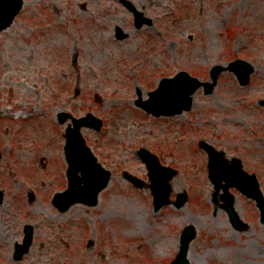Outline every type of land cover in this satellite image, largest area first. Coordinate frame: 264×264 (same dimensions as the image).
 Segmentation results:
<instances>
[{
  "label": "rangeland",
  "instance_id": "1",
  "mask_svg": "<svg viewBox=\"0 0 264 264\" xmlns=\"http://www.w3.org/2000/svg\"><path fill=\"white\" fill-rule=\"evenodd\" d=\"M151 19L136 28L121 0H23L0 33V264H168L182 228L197 230L192 264H264V224L253 199L235 188L234 207L248 223L232 228L207 176L200 139L242 160L264 195V0H130ZM117 28L124 34L117 38ZM241 58L254 66L245 85L219 73L212 93L199 88L189 111L155 117L135 105L162 76L187 70L201 80L213 64ZM100 117L82 128L93 154L112 171L98 204L51 203L66 186L58 113ZM145 146L177 169L170 197L179 208L154 211L136 150ZM222 191V190H221ZM33 240L13 259L23 226Z\"/></svg>",
  "mask_w": 264,
  "mask_h": 264
},
{
  "label": "water",
  "instance_id": "2",
  "mask_svg": "<svg viewBox=\"0 0 264 264\" xmlns=\"http://www.w3.org/2000/svg\"><path fill=\"white\" fill-rule=\"evenodd\" d=\"M126 5L127 1H124ZM22 6V0H0V31L10 25L12 19L17 14ZM129 8L134 11V25L141 26V23H150V19L142 16L139 11L128 4ZM119 36L122 37L120 29H117ZM231 70L238 78V83L246 84L249 80V74L253 71V66L244 60L237 59L228 62L227 66L221 64L213 65L210 69L211 82H201L195 76L188 75L187 72L180 71L171 78H162L155 90L148 92V98L141 99V93L138 91V98L136 104L146 111L159 115H172L182 112L184 109H190L192 104L191 94L201 85L204 86V92L212 91L216 84L218 73L223 70ZM260 103L264 104V101ZM68 115L66 113L60 114L59 120L63 122ZM71 122L63 133L66 138L64 144V154L67 162L66 176L68 180L67 188L52 197V203L60 211L68 209V207L77 202L85 203L87 205H96L98 202L99 192L106 187L110 178V171L98 162L97 158L89 146L85 144V139L81 133V127L86 126L99 130L102 122L101 119L88 112L85 116L76 118L70 117ZM199 145L208 153V177L213 183L215 192L220 188L224 190L221 194V199L224 201L222 207L227 212L229 222L233 228L244 229L247 224L240 219L237 212L233 208V196L228 193L229 187H236L240 192L247 197L253 198L256 202L258 210L260 211L261 222L264 223V196L260 191L257 178L255 174H249L242 167V163L238 158L232 159L231 166L222 158V153L213 148L212 145L200 141ZM139 157L146 165L150 182L148 186L153 195L152 204L154 210L165 204L171 202L169 195L171 186L169 179L175 174V170L171 167L161 165L158 157L148 151L146 148H140L136 151ZM1 157V154H0ZM124 176L137 187L144 186V182L128 172L122 173ZM186 200L184 193L178 194L176 200L172 203L176 207L183 205ZM32 226L24 225V236L21 243H16L14 247L13 258L19 260L25 252H28L32 242ZM196 230L193 225H187L181 232L179 238L178 251L175 257L169 264H191L188 258L190 242L195 237Z\"/></svg>",
  "mask_w": 264,
  "mask_h": 264
},
{
  "label": "flooded vegetation",
  "instance_id": "3",
  "mask_svg": "<svg viewBox=\"0 0 264 264\" xmlns=\"http://www.w3.org/2000/svg\"><path fill=\"white\" fill-rule=\"evenodd\" d=\"M228 157H230V156H228Z\"/></svg>",
  "mask_w": 264,
  "mask_h": 264
}]
</instances>
